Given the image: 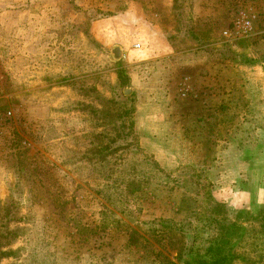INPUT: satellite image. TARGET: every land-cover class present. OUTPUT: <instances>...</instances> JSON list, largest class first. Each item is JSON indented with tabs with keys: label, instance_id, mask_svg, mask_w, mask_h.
I'll list each match as a JSON object with an SVG mask.
<instances>
[{
	"label": "rangeland",
	"instance_id": "rangeland-1",
	"mask_svg": "<svg viewBox=\"0 0 264 264\" xmlns=\"http://www.w3.org/2000/svg\"><path fill=\"white\" fill-rule=\"evenodd\" d=\"M0 106V264H264V0H0Z\"/></svg>",
	"mask_w": 264,
	"mask_h": 264
},
{
	"label": "trees",
	"instance_id": "trees-1",
	"mask_svg": "<svg viewBox=\"0 0 264 264\" xmlns=\"http://www.w3.org/2000/svg\"><path fill=\"white\" fill-rule=\"evenodd\" d=\"M175 2V1H174ZM264 208L261 209V212ZM225 212L224 206L218 202H214L211 199V214L213 215L212 223L216 227L217 239L212 243L210 247L206 249L208 259H191L189 262H183V264H227L228 263V251L232 242L234 232L232 227H226L225 223L221 219V216ZM7 246V244L4 243ZM8 252V251H7ZM4 252H0V260L3 259ZM5 259V258H4ZM178 259V258H177Z\"/></svg>",
	"mask_w": 264,
	"mask_h": 264
},
{
	"label": "built area",
	"instance_id": "built-area-1",
	"mask_svg": "<svg viewBox=\"0 0 264 264\" xmlns=\"http://www.w3.org/2000/svg\"><path fill=\"white\" fill-rule=\"evenodd\" d=\"M253 16H249L246 12H238L235 19L231 23V31H224L222 35L226 38L242 39L250 35L251 31V22ZM188 94L187 88H182L179 90V96L184 98ZM11 117V112L7 109H3L0 106V124H3L5 121L9 120Z\"/></svg>",
	"mask_w": 264,
	"mask_h": 264
},
{
	"label": "water",
	"instance_id": "water-1",
	"mask_svg": "<svg viewBox=\"0 0 264 264\" xmlns=\"http://www.w3.org/2000/svg\"><path fill=\"white\" fill-rule=\"evenodd\" d=\"M113 58H117L119 56V49L118 48H113L111 51Z\"/></svg>",
	"mask_w": 264,
	"mask_h": 264
}]
</instances>
